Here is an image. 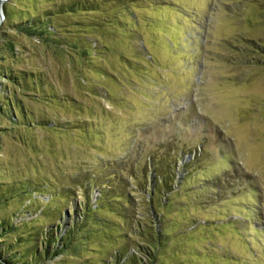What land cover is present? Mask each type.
Instances as JSON below:
<instances>
[{
  "label": "rangeland",
  "instance_id": "obj_1",
  "mask_svg": "<svg viewBox=\"0 0 264 264\" xmlns=\"http://www.w3.org/2000/svg\"><path fill=\"white\" fill-rule=\"evenodd\" d=\"M73 1L0 0V64L35 75L18 90L29 118L0 112V264L140 256L135 221L85 208L99 194L89 175L102 182L125 162L130 181L145 180L132 178L129 213L148 231L153 208L164 229L158 264H264V0H87L54 16L50 42L15 29ZM173 148L183 166L174 189L153 194L156 212L137 189L153 190L149 158L162 165Z\"/></svg>",
  "mask_w": 264,
  "mask_h": 264
},
{
  "label": "trees",
  "instance_id": "obj_2",
  "mask_svg": "<svg viewBox=\"0 0 264 264\" xmlns=\"http://www.w3.org/2000/svg\"><path fill=\"white\" fill-rule=\"evenodd\" d=\"M90 3H88L87 0H76L70 3H54L53 7L54 8H49L45 9V12L42 13L40 16L36 17H31L29 19H26L19 24L14 25L15 29H17L19 32H25L27 34H35L41 42H50L53 37H57L58 35V30L59 27L57 25H54L53 19L54 16L56 15H61V14H66V13H73L77 10H87L88 8L90 9ZM58 38V37H57ZM86 54H90L89 51H85ZM6 78V82L8 84H12V86L15 88L12 90L10 87L6 88V84H4L1 81V78ZM35 75L33 73H29L26 71H17L14 70L13 68L9 66H5L3 64H0V101L2 100V97H5L6 106H4L2 103H0V112L5 113L6 110L5 108L8 107L7 109L9 111H14L12 115H10L11 119L16 121L17 118L20 119V117L16 114L17 109L20 113V116L25 117V113L27 112L26 110L23 109V106L20 103V100L18 96L20 95L19 89L21 88L22 91L24 90H32L31 88L34 87V85H29L28 79L34 78ZM7 91L9 94H7ZM56 98V97H55ZM29 118V117H25ZM31 121V120H29ZM41 125L49 126L52 129H56L57 124L55 122H48V123H41L38 122ZM73 124V123H72ZM72 124L70 126H72ZM182 153L180 151L175 150L173 148L170 151V157L168 159H165L164 163L162 165H159V160L158 156L152 154L151 157L149 158V165L146 166L145 171L150 172V186L153 188V190H148L145 185H141V187H138L137 190L143 191L144 196H146L149 199V205L152 203L155 204L154 209L160 207V204L156 199H154L153 194L155 193L156 196L158 193L162 191V189H167L168 191H171L175 187V182L177 181L178 178V173H179V166H183L182 164L179 165V161L182 158ZM128 163L125 162L124 165L125 167H121L120 173L117 172H109V174H105L104 180L102 182L99 181L100 177L96 174L89 175V180L90 183V188L93 186H98L99 194L97 196V199L94 203L87 202L85 205V208L87 211H94V210H106L110 213H113L116 216V219L119 218L120 224H123L125 226L128 225L127 228H131V221H135V227L139 231V235L142 236L144 239L141 244V242L137 243L135 246V251H139L141 253L140 256H138L135 252H129V251H122L119 250L117 254L114 256L115 261L118 264H158V255H157V250L162 247V245L165 243L164 241V229L160 226V221H155L157 219L154 214L153 208L151 213L145 214L143 216V219L145 220L146 224H150L151 230L146 231L145 228H143L142 224V219L138 218L134 215H131L129 213V206L128 204H134L135 198L132 196L133 190H135L132 185L133 181L132 178L135 180H141V174H136V172L132 173L129 171V175L131 177V181L129 180V177L127 175H124V171L129 168L127 166ZM116 169H119L117 165H115ZM144 168V167H143ZM143 168H140L139 170L140 173H144ZM112 173V174H111ZM117 173V174H116ZM144 176V175H142ZM142 182L145 180H141ZM143 182V183H144ZM220 182V181H219ZM218 180L216 181L217 185L215 184V187H219L220 184ZM87 186V185H86ZM134 186V185H133ZM61 191H56L57 193L63 192V195L66 196L67 194L70 195L72 194L71 187H66V189H61ZM87 188L85 191L88 192ZM56 190H58L56 188ZM154 191V192H153ZM152 192V193H151ZM95 205V206H94ZM153 205V204H152ZM162 215V214H161ZM85 216H88V213H86ZM137 216V215H136ZM161 219V218H159ZM101 220V219H100ZM113 222V221H112ZM117 222V221H116ZM78 223V222H77ZM105 228H108L112 223H105ZM114 225V224H113ZM112 226V225H111ZM76 225L74 224L69 231H66L63 236H58L59 240L61 243V246H66L67 242L66 239L68 240L73 239L74 236V231H75ZM132 229V228H131ZM133 233V232H132ZM126 234L122 235L121 237H125ZM54 241L57 242V238L54 235V229H50V236H47V242L49 246H52ZM53 242V243H52ZM55 255H57L58 249H54ZM42 254V253H41ZM34 258H39L36 257L39 255L38 251H35L33 253ZM0 258L1 254H0ZM12 258V257H11ZM3 264H12V261L8 258H5L3 261ZM33 263V261H32ZM30 263V264H32ZM103 264H109L107 259L104 260Z\"/></svg>",
  "mask_w": 264,
  "mask_h": 264
}]
</instances>
